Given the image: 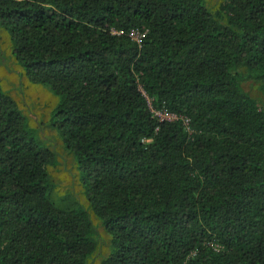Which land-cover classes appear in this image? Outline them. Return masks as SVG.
Returning <instances> with one entry per match:
<instances>
[{
	"label": "trees",
	"instance_id": "obj_1",
	"mask_svg": "<svg viewBox=\"0 0 264 264\" xmlns=\"http://www.w3.org/2000/svg\"><path fill=\"white\" fill-rule=\"evenodd\" d=\"M0 27L59 98L100 264H264V0H0ZM58 163L0 85V264L100 253L89 210L51 199Z\"/></svg>",
	"mask_w": 264,
	"mask_h": 264
},
{
	"label": "rangeland",
	"instance_id": "obj_2",
	"mask_svg": "<svg viewBox=\"0 0 264 264\" xmlns=\"http://www.w3.org/2000/svg\"><path fill=\"white\" fill-rule=\"evenodd\" d=\"M206 1L214 10L219 6V0ZM141 35L140 31L132 33L135 41H139ZM23 73V69L17 66L12 54L11 35L0 27V85L16 101L43 144L57 155L58 166L49 169L51 181L56 187L51 195L52 201L64 210L79 207L89 210L100 242V253L92 260V264H100V257L105 256L108 251V237L92 213L88 200L82 194L73 155L65 149L59 133L51 125L59 98L50 88L28 82ZM243 87L254 98L258 100L263 98L261 84L254 77L246 79Z\"/></svg>",
	"mask_w": 264,
	"mask_h": 264
},
{
	"label": "built area",
	"instance_id": "obj_3",
	"mask_svg": "<svg viewBox=\"0 0 264 264\" xmlns=\"http://www.w3.org/2000/svg\"><path fill=\"white\" fill-rule=\"evenodd\" d=\"M141 91L144 94V96L146 97L148 104L152 110L153 115L155 117H157L160 122H162V121H175L178 119H182L186 130H188L190 133L192 132L191 128H190V119L189 118L179 117L178 115L173 114V113H169L167 111H160V110L154 109L153 104H152L153 100L147 96V94L145 93V91L142 88H141Z\"/></svg>",
	"mask_w": 264,
	"mask_h": 264
}]
</instances>
